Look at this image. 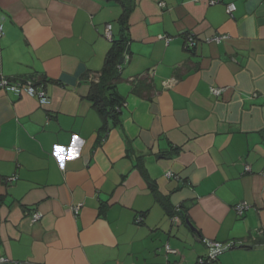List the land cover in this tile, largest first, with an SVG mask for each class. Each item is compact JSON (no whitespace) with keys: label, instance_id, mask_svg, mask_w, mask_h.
Returning <instances> with one entry per match:
<instances>
[{"label":"crops","instance_id":"obj_1","mask_svg":"<svg viewBox=\"0 0 264 264\" xmlns=\"http://www.w3.org/2000/svg\"><path fill=\"white\" fill-rule=\"evenodd\" d=\"M123 22L116 122L90 95ZM0 24V76L49 99L0 89V264H199L203 240L264 264V0H0Z\"/></svg>","mask_w":264,"mask_h":264},{"label":"built area","instance_id":"obj_2","mask_svg":"<svg viewBox=\"0 0 264 264\" xmlns=\"http://www.w3.org/2000/svg\"><path fill=\"white\" fill-rule=\"evenodd\" d=\"M216 2H219V1H213V2H211V4L214 5V4H216ZM226 11H227V14H229L232 17L236 11L235 5H233V4L227 5ZM3 36H4V29H3V25L0 24V38H2ZM106 36L108 39L112 40V27H111V25L107 26ZM228 39H229L228 35H222V36H216V37H213L211 39H208L207 42L220 44V43L227 41ZM165 40L167 42H170V40H168V39H165ZM195 45H196V41L194 40L193 37L189 36L188 43H187L188 49L194 48ZM0 89L12 91L16 94H20L21 92H26L28 95L37 98L41 102V104H43V105H45L49 102L48 95L44 91H39L35 87V85L31 82H27V83H24L22 81L12 82V81L5 79L2 76H0ZM211 92H212V95L219 97L223 94L224 89L213 88L211 90ZM167 177L173 178V175L171 173H169L167 175ZM11 180L12 179H9V181H11ZM249 208L250 207L247 203H240L234 207L235 211L237 212V214L240 217H243ZM75 211L78 214L79 208L77 207L75 209ZM40 218H41V214H35L33 216V222H37ZM174 220L177 222L180 221L179 217H176ZM137 222L140 223V220H137ZM203 242L209 251V255L207 258L201 259L199 261V264H212L221 255H223L224 253H226L229 250H232V248H235L237 245H239L238 243H241V242H230V243L222 244V243H217V242L208 241V240H203ZM167 252L171 253V254L177 253V251L172 250L170 247H167Z\"/></svg>","mask_w":264,"mask_h":264},{"label":"trees","instance_id":"obj_3","mask_svg":"<svg viewBox=\"0 0 264 264\" xmlns=\"http://www.w3.org/2000/svg\"><path fill=\"white\" fill-rule=\"evenodd\" d=\"M126 23L127 22H123V32H124L123 39L117 42L112 40L113 46L105 60V65L101 73V76L99 77L98 82L93 83L92 92L90 95V98L94 104V107L97 109L98 113L104 119L113 118L115 119L116 122H118V117L120 114V104H121L120 103L121 99L117 94V84L120 81V74L122 71V66L120 65V61L123 58H125V55L127 54L128 40L126 38V32H127ZM192 49L190 48L189 50ZM238 244L239 245H237L235 248H232V250L227 251L226 253L231 252L237 248L253 249V247L258 246L261 243H255L251 246L245 242H241ZM262 244L264 246V243ZM205 258H201V259H205ZM219 258L212 264L217 263Z\"/></svg>","mask_w":264,"mask_h":264},{"label":"clouds","instance_id":"obj_4","mask_svg":"<svg viewBox=\"0 0 264 264\" xmlns=\"http://www.w3.org/2000/svg\"><path fill=\"white\" fill-rule=\"evenodd\" d=\"M84 141L77 135H73L70 146L53 145L54 156L58 159L60 167L63 169L66 162H71L79 157Z\"/></svg>","mask_w":264,"mask_h":264},{"label":"water","instance_id":"obj_5","mask_svg":"<svg viewBox=\"0 0 264 264\" xmlns=\"http://www.w3.org/2000/svg\"><path fill=\"white\" fill-rule=\"evenodd\" d=\"M124 60L125 59H122L121 60V62H120V64H122L123 62H124ZM183 216H182V220H183ZM186 224L188 225V227L193 231V232H197V229L190 223V221L189 220H186Z\"/></svg>","mask_w":264,"mask_h":264},{"label":"rangeland","instance_id":"obj_6","mask_svg":"<svg viewBox=\"0 0 264 264\" xmlns=\"http://www.w3.org/2000/svg\"><path fill=\"white\" fill-rule=\"evenodd\" d=\"M239 249H241V248H237V249H235V250H233V251H238ZM232 252V251H231Z\"/></svg>","mask_w":264,"mask_h":264}]
</instances>
